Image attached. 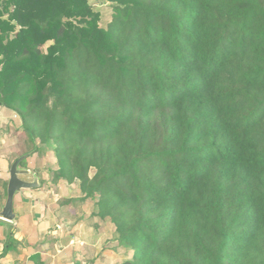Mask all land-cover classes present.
<instances>
[{
	"label": "trees",
	"instance_id": "1",
	"mask_svg": "<svg viewBox=\"0 0 264 264\" xmlns=\"http://www.w3.org/2000/svg\"><path fill=\"white\" fill-rule=\"evenodd\" d=\"M0 106L121 264H264V0H0Z\"/></svg>",
	"mask_w": 264,
	"mask_h": 264
},
{
	"label": "crops",
	"instance_id": "2",
	"mask_svg": "<svg viewBox=\"0 0 264 264\" xmlns=\"http://www.w3.org/2000/svg\"><path fill=\"white\" fill-rule=\"evenodd\" d=\"M19 126V117L0 106V210L9 168L17 158ZM76 186L79 189L78 181H51L14 196L15 219L0 217V264L119 263L112 258L118 257L119 248L109 240L113 224L94 214L92 199H81L80 192L72 195ZM108 242L111 248L106 250L102 245Z\"/></svg>",
	"mask_w": 264,
	"mask_h": 264
},
{
	"label": "rangeland",
	"instance_id": "3",
	"mask_svg": "<svg viewBox=\"0 0 264 264\" xmlns=\"http://www.w3.org/2000/svg\"><path fill=\"white\" fill-rule=\"evenodd\" d=\"M101 10L103 13L102 22H105L106 20L110 18V9L107 8V5H102ZM16 140H17L16 142V145H17L16 155L17 156H20L21 154L25 153V151L27 152L28 150L31 151L30 149H32V143L29 141L26 133L22 130L21 126H19V137ZM25 166L31 168L41 177L42 182H41L40 187L44 186L45 183L47 184L48 182L55 181L54 178L52 177L53 175L52 173L57 168V163H56V158L53 152V145L50 143L47 145H44L42 146L41 151H38V152H35L29 155L25 159ZM29 176L32 178L31 175ZM73 189L74 190L72 191V195H75L76 192H80L77 186L73 187ZM45 191H46V188H45ZM92 204H93L92 210L95 211L94 200ZM112 235L113 237L109 239L110 243L113 242L115 246H118L117 240L115 238V232H113ZM110 243L108 242L107 244L102 245V247H105L106 250H109L111 248ZM118 248H119V255L117 253L118 257L112 254V258L114 259L119 258L118 260L120 261H118L119 263H114V264H121V262L125 259V257L128 256V251H126V249H122L119 246ZM117 251L118 250H116V252Z\"/></svg>",
	"mask_w": 264,
	"mask_h": 264
},
{
	"label": "water",
	"instance_id": "4",
	"mask_svg": "<svg viewBox=\"0 0 264 264\" xmlns=\"http://www.w3.org/2000/svg\"><path fill=\"white\" fill-rule=\"evenodd\" d=\"M36 143H34V148ZM31 151L25 152L18 156L10 165L9 178L7 182V195L3 207L0 210V217L13 221L15 219V213L13 211L14 196L25 189H34L41 186V177L33 171L31 168L21 165L24 158L28 157ZM22 175H31V180H25Z\"/></svg>",
	"mask_w": 264,
	"mask_h": 264
},
{
	"label": "flooded vegetation",
	"instance_id": "5",
	"mask_svg": "<svg viewBox=\"0 0 264 264\" xmlns=\"http://www.w3.org/2000/svg\"><path fill=\"white\" fill-rule=\"evenodd\" d=\"M22 178L25 179V180H30L31 179V177L29 175H23Z\"/></svg>",
	"mask_w": 264,
	"mask_h": 264
}]
</instances>
